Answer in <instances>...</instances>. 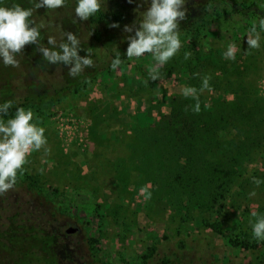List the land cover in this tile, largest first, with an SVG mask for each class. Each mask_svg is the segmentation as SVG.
Masks as SVG:
<instances>
[{
  "label": "rangeland",
  "instance_id": "374dc122",
  "mask_svg": "<svg viewBox=\"0 0 264 264\" xmlns=\"http://www.w3.org/2000/svg\"><path fill=\"white\" fill-rule=\"evenodd\" d=\"M18 1L0 0V4ZM259 20L232 14L227 7L214 3L200 25H193L187 33L180 32L181 44L190 43L192 54L200 45L211 44L220 50L224 40L247 41V28L255 22L259 30ZM177 55L160 69L156 81L148 75L155 63L150 53L121 58L117 69L92 77L83 82V87L62 96L49 115L38 116L33 111V122L39 118L47 142L57 140L66 157V171L54 169L57 163L53 158L38 163L45 173L55 170L59 177L52 185L58 190L53 201L18 185L0 195V264H30L18 261V246L26 244L24 249L31 250L20 237L28 236L33 228L48 236V257L39 252L45 259L52 256L54 264H157L163 256L176 258L180 264H247L264 259V241L254 239L250 223L255 221L252 211L264 215V203L229 208L224 225L214 223L215 228L246 240L248 246L233 247L219 229L201 227L196 208L193 218L172 222L170 209L154 184L145 182L133 166L131 151L122 136L131 126H151L160 115L168 113L167 98L182 95L187 71L176 65ZM17 59L19 67L5 66L0 60V82L6 78L17 81L24 60L19 55ZM256 85L264 98V69ZM230 97L229 93L214 91L204 109ZM252 167L259 170L256 178L264 179L263 165L253 163L249 165ZM145 185L151 191L147 200L140 192ZM252 191L254 196L249 195ZM247 197L264 199V186L253 183ZM245 211L247 217L242 219ZM6 224L12 228L10 236L3 231ZM69 227L75 230L65 232Z\"/></svg>",
  "mask_w": 264,
  "mask_h": 264
},
{
  "label": "trees",
  "instance_id": "16d2710c",
  "mask_svg": "<svg viewBox=\"0 0 264 264\" xmlns=\"http://www.w3.org/2000/svg\"><path fill=\"white\" fill-rule=\"evenodd\" d=\"M17 3L26 8L33 7V0H19ZM214 3L227 7L232 14L264 18V7H261L264 0H186V19L180 21L179 31L187 33L193 25H200ZM76 5L77 0H65V6L58 9H34L32 19L36 24L42 22L45 25L41 29V43L45 46H48L49 36L60 43L66 39L64 33L73 32L81 42V56L91 47L94 67L71 77L68 66L49 64L36 50L37 45H26L23 53L19 54L24 60L21 61L23 65L17 81L6 78L0 82V104L13 101L5 119L14 116L19 107L31 108L38 116L49 115L62 96L83 87V82L92 77L107 75L112 70L111 62L117 51L121 58H126L129 43L126 37L134 32L126 33L124 26L139 20V14L147 10L150 0H132L131 3L129 0H102L101 10L86 21L76 17ZM114 22H118L119 27H110ZM247 31L250 33V28ZM230 42L239 49L235 60L224 57ZM198 47L185 60L184 53L191 51V45L182 42L176 65L187 71L186 85L197 89L201 87L202 77L211 75V91L205 90L200 94L199 113L192 111L195 101L191 98L171 96L167 98L168 113L160 115L151 126L127 128L122 137L131 151L134 168L145 182L154 184L161 200L170 209L172 222L193 218L196 208L201 227L217 229L214 223L224 225L229 208H239L242 203H264L262 198L258 201L247 197V190L253 186L252 178L259 172L249 165L261 163L264 167V98L259 96L256 85L264 69V31L261 32L258 49L247 50V41L243 40H224L220 50L211 44ZM196 73L200 75H194ZM214 91L229 93L231 97L213 102L210 109H204L210 93ZM47 144L49 152L44 149L32 152L24 166L23 176L18 173L16 185L44 200L53 201L58 190L52 185L59 177L55 170L52 174L45 173L38 163L46 157L53 158L57 163L54 169L66 171V157L60 152L55 138ZM260 180L264 181L263 178ZM260 186H264V182ZM243 213L241 217L245 219L247 212ZM213 215H216L215 219ZM218 229L231 246L248 247L243 238L227 234L220 227ZM11 230V226L6 224L3 231L10 236ZM26 237L22 235L20 239L25 240L31 250L24 249L26 244H20L18 261L54 264L52 256L46 259L43 256L44 253L48 257L46 248L49 242L42 230L33 228ZM157 264L180 263L176 258L163 256ZM247 264H264V259Z\"/></svg>",
  "mask_w": 264,
  "mask_h": 264
},
{
  "label": "clouds",
  "instance_id": "9594fccd",
  "mask_svg": "<svg viewBox=\"0 0 264 264\" xmlns=\"http://www.w3.org/2000/svg\"><path fill=\"white\" fill-rule=\"evenodd\" d=\"M131 3L132 0H129ZM186 0H150V5L146 11L139 14V20L132 25H125L126 39L129 41L126 50V57L139 58L145 53H150L155 63L149 68L148 75L152 81L160 78V69L174 57L181 48L180 21L186 19ZM65 6V0H33V7H23L21 4L12 2L10 5L0 4V60L5 66L19 67L17 56L23 53L26 45H37V51L42 53L44 60L49 64H63L68 66V75L77 77L87 68L94 67L91 47L86 50V54H79L82 46L78 37L71 31L64 33L66 37L60 43L49 36L47 45L41 43V29L45 25L41 22L36 24L32 19L34 9L46 7L47 9H58ZM102 0H77L75 15L80 21H86L101 10ZM264 7V5H261ZM139 7L137 8V11ZM110 27H119L118 22H114ZM264 31V18L259 20V30L257 24L253 22L250 28V35L247 36L248 49H258L260 47L261 32ZM50 46V47H49ZM235 43H229L224 53L226 59L235 60L238 52ZM191 52H185V60L191 57ZM250 54V53H249ZM122 63L121 53L117 51L111 62L112 69H117ZM199 76V73L194 74ZM211 75L202 77V84L199 89L194 86L182 88V96L191 98L195 104L191 106L192 111H200V94L205 90L211 91ZM88 82V81H86ZM13 101L9 100L0 104V195L13 189L17 184L18 173L23 176L28 163V158L34 151L42 148L47 153L50 148L46 147L47 138L45 128L40 126L39 118L33 122L34 112L31 108L19 107L14 116L8 117L9 109L12 108ZM188 108L186 107L185 111ZM253 183L259 186L260 179L253 177ZM144 198H151V191L145 185L140 189ZM252 191L249 195L254 196ZM255 218L252 223L254 239L264 241V215H259L256 211L251 212Z\"/></svg>",
  "mask_w": 264,
  "mask_h": 264
},
{
  "label": "water",
  "instance_id": "95a60500",
  "mask_svg": "<svg viewBox=\"0 0 264 264\" xmlns=\"http://www.w3.org/2000/svg\"><path fill=\"white\" fill-rule=\"evenodd\" d=\"M74 230H75V228H71V227H69V228L65 229V232H67V233H71V232H73Z\"/></svg>",
  "mask_w": 264,
  "mask_h": 264
}]
</instances>
